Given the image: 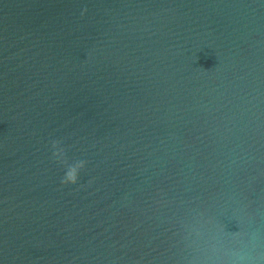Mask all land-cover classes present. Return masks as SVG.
<instances>
[{
	"label": "water",
	"instance_id": "obj_1",
	"mask_svg": "<svg viewBox=\"0 0 264 264\" xmlns=\"http://www.w3.org/2000/svg\"><path fill=\"white\" fill-rule=\"evenodd\" d=\"M0 264H264V0H0Z\"/></svg>",
	"mask_w": 264,
	"mask_h": 264
},
{
	"label": "clouds",
	"instance_id": "obj_2",
	"mask_svg": "<svg viewBox=\"0 0 264 264\" xmlns=\"http://www.w3.org/2000/svg\"><path fill=\"white\" fill-rule=\"evenodd\" d=\"M73 179H74V177H73Z\"/></svg>",
	"mask_w": 264,
	"mask_h": 264
}]
</instances>
